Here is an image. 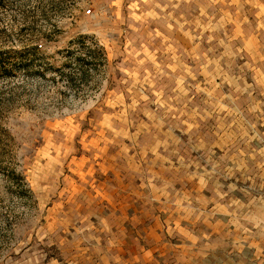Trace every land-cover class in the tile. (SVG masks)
Returning <instances> with one entry per match:
<instances>
[{"label":"rangeland","instance_id":"obj_1","mask_svg":"<svg viewBox=\"0 0 264 264\" xmlns=\"http://www.w3.org/2000/svg\"><path fill=\"white\" fill-rule=\"evenodd\" d=\"M263 156L261 0H0V264L133 199L115 256L264 264Z\"/></svg>","mask_w":264,"mask_h":264},{"label":"crops","instance_id":"obj_2","mask_svg":"<svg viewBox=\"0 0 264 264\" xmlns=\"http://www.w3.org/2000/svg\"><path fill=\"white\" fill-rule=\"evenodd\" d=\"M261 3L264 4V0H261ZM219 141H221V138H219ZM250 155L251 154H249V157ZM113 174L117 176L118 179L117 184L111 183L106 186L105 185L99 186V183L97 181L95 183V186L102 187V189L99 190V188L96 187L94 188V191H96L95 192L96 195L94 197H101L100 201H98V204L101 205L102 200L107 199L104 204L110 210H113V206L115 204V202H113L114 196H117L118 194L122 195L127 193L128 194L134 193V186L129 184V180L133 181V176H134L133 172L127 171L125 173L123 171H115L113 172ZM135 200L136 199H133L132 203L126 202L119 204L120 205L119 208L123 211L122 213H118V215L111 212L107 216L103 217L100 214L101 212L100 210H95L92 212V215L96 217L93 218V221L85 222L82 219L78 220L77 221L78 225L74 228L73 231H71V234L67 236V238H65L64 240V242L67 245H71L72 250L62 249L60 251L59 257L57 258L50 257L47 261L46 253H40L35 251L23 252L15 262L9 264H120L121 262H122L121 264H125V261L126 264H137L135 260L137 254L135 252L133 253L134 256L133 261H129V259L131 258L127 260L125 258V253H122L123 255L121 257L120 256L118 257V255L115 256V254L109 252L107 246L103 245L104 242H107L108 240L103 238V236L101 235L90 234V231L91 230L94 231L96 226L103 224V220L104 221L109 220L111 226L116 224L117 228L123 227L124 225L122 226V223L124 224V222L127 221V218H121V217L125 215V212L130 210L132 213H134L140 210L136 205ZM128 221H133V220L129 218ZM115 232L116 231H114V234ZM120 235L121 234H118L117 236L113 235L109 237V239L111 238L113 239V241L116 240L115 241L116 243L123 244L126 242L125 241L126 239H124L123 236L121 237ZM235 239H237V237H234V240ZM233 254L234 253H231L228 256L231 257V255ZM200 255H205V259H206V256H208V258H217L218 254L204 252L201 253ZM255 255H258V258L260 256L261 259L264 258L263 257L264 252H255ZM198 264H202V263H198ZM203 264H212V262L211 261L204 262ZM233 264H237V262L234 261Z\"/></svg>","mask_w":264,"mask_h":264},{"label":"built area","instance_id":"obj_3","mask_svg":"<svg viewBox=\"0 0 264 264\" xmlns=\"http://www.w3.org/2000/svg\"><path fill=\"white\" fill-rule=\"evenodd\" d=\"M89 11V10H88Z\"/></svg>","mask_w":264,"mask_h":264}]
</instances>
